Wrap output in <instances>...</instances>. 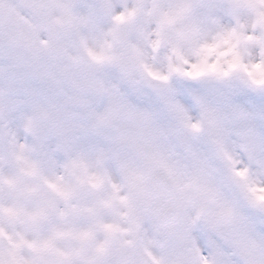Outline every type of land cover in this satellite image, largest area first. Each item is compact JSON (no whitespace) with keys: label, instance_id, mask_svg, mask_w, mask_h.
<instances>
[{"label":"snow or ice","instance_id":"1","mask_svg":"<svg viewBox=\"0 0 264 264\" xmlns=\"http://www.w3.org/2000/svg\"><path fill=\"white\" fill-rule=\"evenodd\" d=\"M0 264H264V0H0Z\"/></svg>","mask_w":264,"mask_h":264}]
</instances>
